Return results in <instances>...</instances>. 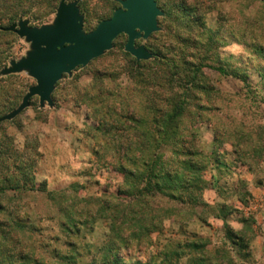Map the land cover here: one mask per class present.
<instances>
[{"label":"rangeland","instance_id":"1","mask_svg":"<svg viewBox=\"0 0 264 264\" xmlns=\"http://www.w3.org/2000/svg\"><path fill=\"white\" fill-rule=\"evenodd\" d=\"M156 2L165 15L158 19L161 30L136 43H143L153 51L158 48L165 59L172 57L175 62L180 61L182 74L186 65L181 64V59L191 53L190 61L195 69L199 68L201 79L210 90L208 96L195 90L196 97L192 99L184 93L186 88H173L192 102L189 110L176 119L177 134L186 140L187 148L210 156L204 172L206 188L201 194L206 207H180L181 227L174 221L178 222L179 216L171 215L164 219L162 233L154 231L148 238L132 235L127 245L119 244L117 255L125 261L149 264L163 243L194 240L201 250L224 247L227 253L223 259L230 260L225 264H264V0ZM80 6L83 28L89 31L101 19L111 16L119 4L113 0H80ZM34 9L44 8L34 6ZM53 16L54 13H47L44 23L50 22ZM178 27L183 36L180 42L174 39L173 44L182 48L179 52L169 51V42L173 41ZM189 31L194 35H187ZM4 41L3 54L12 59L20 58L28 49V44L18 36ZM125 41V35L118 36L110 50L85 67L75 69L70 77L64 76L53 91V107L39 108L38 98L33 97L30 106L19 115L0 122L4 160L14 151L23 162L31 159L30 168L39 191L16 193V198L28 203L23 210L34 215L39 210L44 213L47 210L43 206L45 190H63L75 202L81 199L76 210L85 208L83 212L92 219V224L88 229H81L80 234L85 236L82 243L93 245L89 248L92 252L107 239L111 222L96 213L99 203L102 205L101 201L105 200L121 208L125 197L118 194L124 180L118 159L123 153L126 130L107 131L108 125L104 126L101 120L113 123L114 119L122 126L123 118L129 115L144 119L153 116V104L167 113L172 106L167 101L169 89L157 86L156 77L161 69L157 60H145L137 67L133 57L123 49ZM34 83L25 73L0 82V104L11 105L0 115L16 107ZM96 91L100 99L96 107L104 104L107 108L102 107L94 114L92 104L82 96L94 95ZM196 105L203 107L198 109ZM108 107L115 114L109 115ZM144 129L140 127L137 134L147 135L148 130ZM132 149L138 151L137 146ZM14 195L13 191L0 193L4 202L10 198L14 201ZM171 206L175 207L174 204L168 207ZM153 207L150 201L145 215L151 216ZM33 214L31 221L36 222L38 217L35 221ZM224 223L248 240L247 258L236 255L230 247ZM39 224L57 231L53 219L44 218ZM127 233L131 234V229ZM170 244L168 249H173ZM102 254L96 255V259ZM89 259V255L83 258ZM157 261L155 258L154 262Z\"/></svg>","mask_w":264,"mask_h":264},{"label":"trees","instance_id":"2","mask_svg":"<svg viewBox=\"0 0 264 264\" xmlns=\"http://www.w3.org/2000/svg\"><path fill=\"white\" fill-rule=\"evenodd\" d=\"M58 2L59 0H0V69L5 66L7 60L11 59L9 55V57L4 55L1 49V45L6 43L4 39L17 36L13 32L3 31L2 28L7 27L19 17L29 18L31 25L43 24V18L47 13H55ZM34 6H42L44 9L33 10ZM79 7L82 12L80 2ZM164 16L163 13L161 17ZM178 28L172 36L173 41L169 42V51L179 52L182 48L173 44L176 40L180 42L179 38L183 36L180 27ZM190 33L194 35L191 31L187 35L190 36ZM145 47L154 54L151 60H157L156 64L161 66L156 77L159 83L157 86L169 89L167 101L172 106L168 110L170 113H167L153 104V116L144 119L129 115L123 118L122 126H118L114 119L113 123L101 120L104 126L108 125L105 129L107 131L126 130L125 145H122L123 153L118 159L124 179L122 185L118 187V194H125L122 207L120 208V205L116 203L110 205L104 200L101 201L102 205L99 203L96 210L99 216H104L111 221L108 224L110 234L108 233L105 242L97 248L96 252L89 250L93 247L92 244L82 243L85 236L80 234L81 229H88L92 219L90 220L87 214H84L85 208L76 210V204L81 199L75 202L63 190L44 191L47 194L43 206L45 205L47 210L44 213L39 210L40 213H35L36 215L32 213L35 221L38 217L37 223L32 222V214L23 210L26 203H22L21 198V200L16 198L18 193L39 191L34 173L30 168L31 159L23 162L18 152L14 151L4 160V152L0 148V193L6 191L15 193L14 201H10L13 195L5 200L6 202L0 197V264H142L139 261L123 260L117 255V248L120 245H127L132 235L139 237L142 234L148 238L154 231L158 230L160 233L164 219L171 215L179 216L178 222L174 221L181 227L183 219L179 211L182 206L206 207L201 194L206 188L204 172L210 156L187 148L186 140L180 139L181 136L177 134L179 124L176 119L189 110L192 102L186 97L182 98L183 93L173 88H186L184 93L190 95L192 99L196 97L195 90L201 91L206 96L209 95L210 90L201 79L202 74L199 68L195 69L190 61L191 53L181 59V64L186 65L182 68L184 72L182 74L179 70L180 61L175 62L172 57L165 59L158 48L153 51L152 48L146 45ZM133 59L137 67L145 61H137L134 57ZM13 77L14 74L1 76L0 82ZM24 86L28 85L24 84ZM82 97L85 102L92 104L90 107L94 114L102 107L107 108L104 104L96 107L100 102L98 91L94 95ZM31 102L32 99L30 104ZM9 106H11L9 102L0 104V114L9 109ZM194 107L200 109L203 105ZM107 111L109 115L115 114L109 107ZM140 127L148 130V134L139 136L137 130ZM136 138L139 141H134ZM179 144L180 148L177 147ZM133 146H137L138 151L134 152ZM168 146H172V149H168ZM9 167H12V172H9ZM150 201L154 203V207L153 214L148 216L145 215L144 210L146 207L149 208ZM163 203L166 207L162 205ZM172 204L175 207H168ZM44 218L53 219L57 231L39 224ZM128 229H131V234L127 233ZM223 229L235 254L241 258H247L250 254L248 240L239 232L232 230L226 223L223 224ZM169 244L173 249H168ZM226 253L227 250L222 246L201 250L200 245L194 240H173L163 243L159 251L151 256L153 261L149 264H225L230 261L228 258L223 259ZM100 254H102L101 258L97 260L96 255ZM86 255L90 256L88 261L83 260ZM155 258L158 260L156 263ZM183 258L185 259L182 263Z\"/></svg>","mask_w":264,"mask_h":264},{"label":"water","instance_id":"3","mask_svg":"<svg viewBox=\"0 0 264 264\" xmlns=\"http://www.w3.org/2000/svg\"><path fill=\"white\" fill-rule=\"evenodd\" d=\"M117 7L107 19L86 31L83 28L84 15L80 11V0H59L54 16L48 23L31 25L29 18L19 17L2 28L15 33L27 44L28 49L18 59H9L0 69V77L25 73L34 79L20 103L0 116V122L9 121L30 106L33 97L38 98V107H53L52 98L56 84L64 77H70L77 68H83L93 59L100 57L113 47L119 35H125V52L135 60L153 57L143 43L154 32L160 31L158 18L163 11L156 0H114Z\"/></svg>","mask_w":264,"mask_h":264},{"label":"flooded vegetation","instance_id":"4","mask_svg":"<svg viewBox=\"0 0 264 264\" xmlns=\"http://www.w3.org/2000/svg\"><path fill=\"white\" fill-rule=\"evenodd\" d=\"M120 6V5H119ZM136 43V42H135ZM138 44H140V43H136V45H138Z\"/></svg>","mask_w":264,"mask_h":264}]
</instances>
